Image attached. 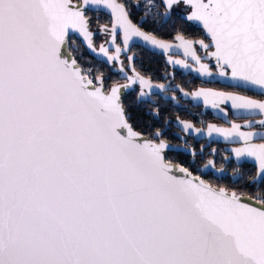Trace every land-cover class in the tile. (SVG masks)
I'll return each mask as SVG.
<instances>
[{"label": "snow or ice", "instance_id": "6c2138e0", "mask_svg": "<svg viewBox=\"0 0 264 264\" xmlns=\"http://www.w3.org/2000/svg\"><path fill=\"white\" fill-rule=\"evenodd\" d=\"M141 7L0 0V264H264V131L241 130H264V0H144L134 21ZM154 9H163L155 14L161 26L181 25L172 43L145 30ZM189 28L199 38L186 35ZM140 42L164 54L181 50L184 58L169 64L233 89L183 95L230 124L208 123L206 134L240 145L231 149L237 170L254 168L247 192L202 178L195 152L190 161L169 159L177 138L170 122L159 125L155 108L145 122L126 106L137 87V107L154 89L167 91L127 55ZM85 45L97 63L119 65L123 82L83 63ZM177 126L188 135L205 131L179 118Z\"/></svg>", "mask_w": 264, "mask_h": 264}, {"label": "flooded vegetation", "instance_id": "af4514ba", "mask_svg": "<svg viewBox=\"0 0 264 264\" xmlns=\"http://www.w3.org/2000/svg\"><path fill=\"white\" fill-rule=\"evenodd\" d=\"M141 3V12L137 13L133 10V20H139L140 15L144 11L143 3L144 0H138ZM156 13L163 14V9H154L153 16L149 18V23L146 24L145 30L155 31V35L165 41L172 43V36L175 34V30L180 28L179 23H173L169 21L168 24L162 25L160 16L155 15ZM89 15L93 18V26L95 27L97 22V17L93 12H90ZM175 19V18H173ZM107 16L101 14L99 16V22L105 23ZM185 34L190 35L191 38H199L198 31L195 29H185ZM97 46L103 42V37L97 35L94 37ZM173 53L169 54H153L150 53L140 46L134 45L131 48V51L127 55L135 54V66L136 70L144 75L146 78H149L153 85L164 84L167 88L165 92H159V90L154 89L157 94L153 95L149 103L141 104L139 107L136 105V95L137 91L127 94L124 98L126 106L130 111L136 112L141 116L145 122H150L152 117L149 115V112L155 108L159 111V125H163L165 120L170 122V132L169 136L175 135L176 139H171L172 147L176 150L169 151V159H172L175 163H179L181 160H192L191 152H195L196 159L193 164L195 169H204L203 172L198 173L202 175L207 181H210L216 186H224L230 190H236L240 193L248 191L246 185L249 182L248 173L254 172L253 165L244 163L242 167L238 168V163L235 160V157L231 153V149L234 147L240 146L239 144H228L218 141H213V139H222V137H209L206 134V125L208 123L216 124L220 127H229V123H225L222 117H218L212 109H204L201 101H194L190 96L185 97L183 92H191L200 87H216L220 90L233 91L231 88H223L220 84H202L201 78L197 74L191 72L190 69H184L179 65L169 64V58L183 59V52L181 50L173 49ZM83 56V63L92 64L95 67L101 68V70L106 71L113 79H121L122 75L119 73V65L108 66L101 65L97 63L93 57L89 56L85 51L84 47L81 49ZM92 59V60H91ZM125 62V68L127 72H131V69L127 66L126 56H122ZM90 62V63H89ZM121 82L123 80L121 79ZM241 95H250L254 98H260L258 95H255L252 91H245L242 89H236ZM175 97V100L172 98ZM180 120H189L195 127L203 128L204 134H192L188 135L180 131L177 126V119ZM259 117H257L258 119ZM229 120L232 122L239 123L243 125L245 120L238 117L229 116ZM201 121L203 123H201ZM242 131L254 130V131H264L255 126L253 129L242 128ZM258 142V141H257ZM203 148V152L201 149ZM215 149V153H213ZM229 157L228 160H225L224 157ZM211 159L215 163V168L208 167L205 169V165L208 160ZM223 169L222 171L220 169ZM243 175L240 183L233 184L231 181L235 176Z\"/></svg>", "mask_w": 264, "mask_h": 264}, {"label": "water", "instance_id": "95a60500", "mask_svg": "<svg viewBox=\"0 0 264 264\" xmlns=\"http://www.w3.org/2000/svg\"><path fill=\"white\" fill-rule=\"evenodd\" d=\"M141 43H142V42L137 43L136 45H137V46H140ZM83 47H84L85 51L88 53V55L91 56V57H93V58L96 60V58L94 57V54H92V53L87 49L86 45L83 46ZM140 47L143 48L144 50L150 52V53H153V54H163V51H162V50H159V49L152 50V49H151V46H148V47H142V46H140ZM170 53H173V51H170ZM213 141H218V142H223V143H228V144H238V143H232V142H229V141H225V140H222V139H213ZM174 150H176V149L172 147V150H170V151H174ZM247 163L252 165V162H247Z\"/></svg>", "mask_w": 264, "mask_h": 264}, {"label": "trees", "instance_id": "16d2710c", "mask_svg": "<svg viewBox=\"0 0 264 264\" xmlns=\"http://www.w3.org/2000/svg\"><path fill=\"white\" fill-rule=\"evenodd\" d=\"M92 60V59H91ZM90 63V62H89Z\"/></svg>", "mask_w": 264, "mask_h": 264}]
</instances>
